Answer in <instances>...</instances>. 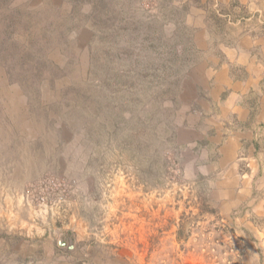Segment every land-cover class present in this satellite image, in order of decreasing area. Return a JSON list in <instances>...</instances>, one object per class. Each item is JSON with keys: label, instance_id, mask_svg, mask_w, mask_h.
Returning <instances> with one entry per match:
<instances>
[{"label": "rangeland", "instance_id": "1", "mask_svg": "<svg viewBox=\"0 0 264 264\" xmlns=\"http://www.w3.org/2000/svg\"><path fill=\"white\" fill-rule=\"evenodd\" d=\"M0 264H264V0H0Z\"/></svg>", "mask_w": 264, "mask_h": 264}, {"label": "water", "instance_id": "2", "mask_svg": "<svg viewBox=\"0 0 264 264\" xmlns=\"http://www.w3.org/2000/svg\"><path fill=\"white\" fill-rule=\"evenodd\" d=\"M66 244H67V243H66L65 241H63V240H60V241H59V245H61V246H65ZM74 247H75L74 242H73V241H70L69 244H68V248L72 249V248H74Z\"/></svg>", "mask_w": 264, "mask_h": 264}, {"label": "trees", "instance_id": "3", "mask_svg": "<svg viewBox=\"0 0 264 264\" xmlns=\"http://www.w3.org/2000/svg\"><path fill=\"white\" fill-rule=\"evenodd\" d=\"M36 41H37V40H36ZM36 41L33 40L32 42H36ZM261 257H262V256H261ZM260 259H261V258H260ZM258 261H259V260H258Z\"/></svg>", "mask_w": 264, "mask_h": 264}, {"label": "crops", "instance_id": "4", "mask_svg": "<svg viewBox=\"0 0 264 264\" xmlns=\"http://www.w3.org/2000/svg\"><path fill=\"white\" fill-rule=\"evenodd\" d=\"M243 1H246V2H248L249 0H243Z\"/></svg>", "mask_w": 264, "mask_h": 264}]
</instances>
